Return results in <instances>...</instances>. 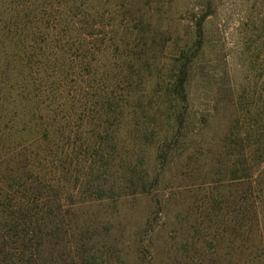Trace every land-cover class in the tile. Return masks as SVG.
Wrapping results in <instances>:
<instances>
[{
    "label": "rangeland",
    "instance_id": "374dc122",
    "mask_svg": "<svg viewBox=\"0 0 264 264\" xmlns=\"http://www.w3.org/2000/svg\"><path fill=\"white\" fill-rule=\"evenodd\" d=\"M103 3L88 56L66 62L39 88L42 107L57 112L54 168L66 160L72 171L67 179L59 174L63 203L78 201L68 209V225L88 229L109 264H193L180 247L201 222L205 263L217 248L221 264H236V242L217 237L236 230V145L224 138L236 133V92L264 98V0ZM184 62L186 101L173 93ZM3 108L0 169L16 151L37 149L7 140L26 117H16L10 104ZM175 117H183L179 129ZM45 166L56 179L52 164ZM92 181L109 197L85 193Z\"/></svg>",
    "mask_w": 264,
    "mask_h": 264
},
{
    "label": "trees",
    "instance_id": "16d2710c",
    "mask_svg": "<svg viewBox=\"0 0 264 264\" xmlns=\"http://www.w3.org/2000/svg\"><path fill=\"white\" fill-rule=\"evenodd\" d=\"M105 7L103 0H0V60L9 67L0 70V113L4 112L3 104H10L16 117H26L7 140L17 142L18 148L27 143L37 148L30 154L25 148L16 151L9 160L11 165L0 169V264H109L105 254L94 249L89 230L75 232L76 227L66 221V215L71 214L69 207L78 201L63 203L59 174L67 179L72 171L67 169L66 160L65 167L54 168L60 158L57 152H50L56 138L50 135L58 129L57 112L42 107L39 89L48 77L56 79L57 69L66 62L72 64L74 57L88 56L90 38ZM133 28L141 31L138 25ZM200 29L199 24L198 35ZM53 74L55 77L50 76ZM187 78L184 62L178 67L173 88L182 101H186ZM247 97L244 90L236 92V133L224 138V143L236 145V230L233 237L228 233L217 237L236 242V264H264V98L258 95L254 102ZM174 123L179 129L183 117H175ZM0 124L2 150L6 123ZM46 162L58 173L56 179L44 171ZM86 188L85 193L94 198L109 197L95 181ZM212 200L214 209L220 200L217 196ZM202 225L192 224L190 242L180 247L185 254L190 250L188 262L193 264H206L209 253ZM218 250L212 254L216 260L209 264L225 261L217 257Z\"/></svg>",
    "mask_w": 264,
    "mask_h": 264
}]
</instances>
